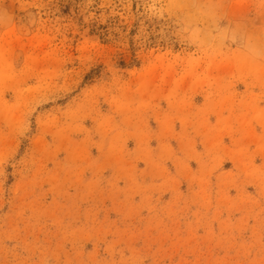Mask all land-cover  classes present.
Wrapping results in <instances>:
<instances>
[{
  "label": "rangeland",
  "instance_id": "rangeland-1",
  "mask_svg": "<svg viewBox=\"0 0 264 264\" xmlns=\"http://www.w3.org/2000/svg\"><path fill=\"white\" fill-rule=\"evenodd\" d=\"M0 264H264V0H0Z\"/></svg>",
  "mask_w": 264,
  "mask_h": 264
}]
</instances>
